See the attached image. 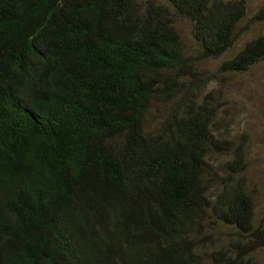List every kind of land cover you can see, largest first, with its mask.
<instances>
[{
  "label": "trees",
  "instance_id": "1",
  "mask_svg": "<svg viewBox=\"0 0 264 264\" xmlns=\"http://www.w3.org/2000/svg\"><path fill=\"white\" fill-rule=\"evenodd\" d=\"M247 12L0 0V264H258L264 214L226 87L264 61V31L224 57L264 0Z\"/></svg>",
  "mask_w": 264,
  "mask_h": 264
},
{
  "label": "rangeland",
  "instance_id": "2",
  "mask_svg": "<svg viewBox=\"0 0 264 264\" xmlns=\"http://www.w3.org/2000/svg\"><path fill=\"white\" fill-rule=\"evenodd\" d=\"M263 0H248L247 18L252 16ZM247 20V19H246ZM245 20V21H246ZM185 44L194 53L189 25L179 22ZM264 31V22L247 30L224 57L234 54L242 44ZM218 60H206L204 65L215 66ZM226 97L231 100L233 132H245L249 139L248 163L252 185L257 194L259 213L264 214V61L249 71L238 74L226 87ZM258 264H264V251L259 253Z\"/></svg>",
  "mask_w": 264,
  "mask_h": 264
}]
</instances>
